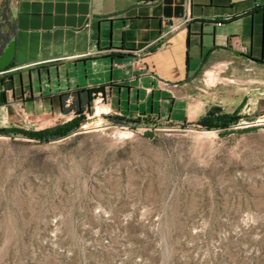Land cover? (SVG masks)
I'll use <instances>...</instances> for the list:
<instances>
[{"label":"rangeland","instance_id":"1","mask_svg":"<svg viewBox=\"0 0 264 264\" xmlns=\"http://www.w3.org/2000/svg\"><path fill=\"white\" fill-rule=\"evenodd\" d=\"M74 95L64 116L19 110L0 130L66 124L79 116ZM106 103L105 88L94 90L64 138L0 133V264H264L256 105L231 102L174 123L119 118ZM225 115L239 120L221 127L214 120Z\"/></svg>","mask_w":264,"mask_h":264},{"label":"crops","instance_id":"2","mask_svg":"<svg viewBox=\"0 0 264 264\" xmlns=\"http://www.w3.org/2000/svg\"><path fill=\"white\" fill-rule=\"evenodd\" d=\"M4 2L0 128L19 110L64 116L70 93L85 114L99 88L123 119L194 122L245 100L264 114V0Z\"/></svg>","mask_w":264,"mask_h":264},{"label":"trees","instance_id":"3","mask_svg":"<svg viewBox=\"0 0 264 264\" xmlns=\"http://www.w3.org/2000/svg\"><path fill=\"white\" fill-rule=\"evenodd\" d=\"M141 1L153 2L155 0H141ZM3 9H5L4 5L2 6V10L0 11V15L5 17V15H7L8 10L4 11ZM7 41L8 40L4 39L3 36L1 35V32H0V53L5 48ZM211 115L212 114L208 113V116H211ZM83 119H84L83 112L79 111V116H77L72 121H70L66 124L60 125V126H56V127H53V128L47 129V130L40 131V132H25L22 130H15V131L14 130H11V131L0 130V133L4 134V135L22 134L28 138L37 139V140H44V141L56 140V139L67 137L68 135L72 134L74 131L79 129L80 123L83 121ZM238 120H239V118L237 116L225 115V116H222L220 119L218 118L214 121L218 122L220 124L219 126H221V127H222V125H223V127H229L230 124H233V123L237 122ZM115 121H118V120L115 119ZM201 125H203V124L201 123ZM204 126H206V125H204ZM206 127H211V126L207 125Z\"/></svg>","mask_w":264,"mask_h":264},{"label":"water","instance_id":"4","mask_svg":"<svg viewBox=\"0 0 264 264\" xmlns=\"http://www.w3.org/2000/svg\"><path fill=\"white\" fill-rule=\"evenodd\" d=\"M14 55V44L8 45L7 49L5 50V53L0 58V73L3 72V70L9 66L11 59Z\"/></svg>","mask_w":264,"mask_h":264}]
</instances>
